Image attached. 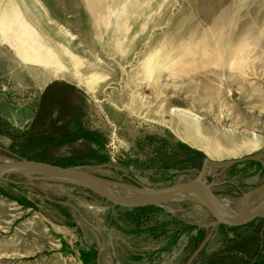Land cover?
Returning <instances> with one entry per match:
<instances>
[{
	"label": "rangeland",
	"instance_id": "374dc122",
	"mask_svg": "<svg viewBox=\"0 0 264 264\" xmlns=\"http://www.w3.org/2000/svg\"><path fill=\"white\" fill-rule=\"evenodd\" d=\"M65 93L98 136L97 159L78 168L104 179L157 189L197 180L206 158L264 154V0H0V163L17 159L41 102ZM87 152L78 141L52 154ZM262 163L211 167L206 185L249 210L264 195L240 200L264 184ZM0 189V264H84L93 252L100 264H184L187 236L161 253L174 220L214 223L175 200L136 226L131 210L32 176H0Z\"/></svg>",
	"mask_w": 264,
	"mask_h": 264
},
{
	"label": "trees",
	"instance_id": "16d2710c",
	"mask_svg": "<svg viewBox=\"0 0 264 264\" xmlns=\"http://www.w3.org/2000/svg\"><path fill=\"white\" fill-rule=\"evenodd\" d=\"M65 88L70 89L68 86H65ZM54 89L55 86L50 87L47 94H54ZM66 97L65 93L57 99L53 98L54 100H43L41 102L33 127L20 136V144L15 146L19 148L14 152L17 159L24 158L46 162L63 168H78V166L92 164L97 159L95 152L90 148L98 136L84 127L83 117L80 116L79 106L81 104L85 105V103L82 100L81 102L75 100L78 106L74 105L75 108H72L73 105H70L74 100H71V102L63 100ZM55 114L58 117L54 118ZM14 139L17 143L16 136ZM78 141H83L89 148L86 158L91 160H84L82 159L85 158L83 156L57 159L52 154L54 149L73 145ZM193 156L195 158L193 166L198 168L203 157L198 153H194ZM247 164L261 168L260 162ZM237 166L229 169L233 170ZM0 192H2L1 189ZM3 195L17 201L24 207H30L26 200L14 198L4 192ZM51 201L60 204L59 201ZM148 210H155V208H143L125 211V213L133 218L132 222L137 226L141 224V216H144ZM173 223L176 224V231L171 236L172 246L165 248L161 253L170 251L171 247L177 246L183 236H187L189 239L186 246L188 255L183 259L184 264H264V218L253 221L244 227L232 229L221 226L215 231H213L211 225L204 222L202 224L174 220ZM94 256L98 258L97 253H94Z\"/></svg>",
	"mask_w": 264,
	"mask_h": 264
},
{
	"label": "water",
	"instance_id": "95a60500",
	"mask_svg": "<svg viewBox=\"0 0 264 264\" xmlns=\"http://www.w3.org/2000/svg\"><path fill=\"white\" fill-rule=\"evenodd\" d=\"M263 160L264 154H256L229 161H215L206 158L203 161L197 180L157 189L114 182L91 174L85 168H63L46 162L24 158L0 163V176H32L52 183L84 189L125 210L160 207L164 203L175 200L191 202L204 208L209 213L214 220L211 227L215 231L221 226L232 229L244 227L253 221L264 218V197L255 206L246 210V213L241 211L233 215L224 214L220 210V200L206 185L207 170L211 167L229 169L250 162L262 163ZM92 168L102 167L96 166ZM109 185L130 189L131 192L126 195L115 194L108 190L107 186ZM256 195H264V184L246 193L240 201L246 202Z\"/></svg>",
	"mask_w": 264,
	"mask_h": 264
},
{
	"label": "bare ground",
	"instance_id": "6f19581e",
	"mask_svg": "<svg viewBox=\"0 0 264 264\" xmlns=\"http://www.w3.org/2000/svg\"><path fill=\"white\" fill-rule=\"evenodd\" d=\"M11 29V28H9ZM108 190H110L111 192L115 193V194H120V195H123V194H128L131 192L130 189H124L125 191H121L119 190L117 187L115 186H107ZM220 210L224 213V214H227V215H233L236 213V211H234L230 204H229V201L228 200H222L220 201ZM243 213H246V210L242 211Z\"/></svg>",
	"mask_w": 264,
	"mask_h": 264
},
{
	"label": "crops",
	"instance_id": "0c3cea01",
	"mask_svg": "<svg viewBox=\"0 0 264 264\" xmlns=\"http://www.w3.org/2000/svg\"><path fill=\"white\" fill-rule=\"evenodd\" d=\"M262 164L264 165V162ZM85 258L86 259L84 260L85 261L84 264H100L99 259L95 258L93 253L92 254L88 253Z\"/></svg>",
	"mask_w": 264,
	"mask_h": 264
}]
</instances>
